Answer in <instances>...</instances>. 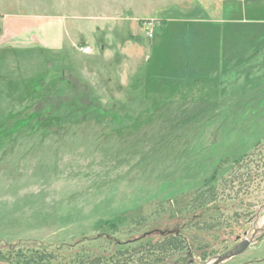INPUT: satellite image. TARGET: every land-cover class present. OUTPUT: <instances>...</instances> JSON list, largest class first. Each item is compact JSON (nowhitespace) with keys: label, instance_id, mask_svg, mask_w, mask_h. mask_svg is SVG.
Segmentation results:
<instances>
[{"label":"rangeland","instance_id":"obj_1","mask_svg":"<svg viewBox=\"0 0 264 264\" xmlns=\"http://www.w3.org/2000/svg\"><path fill=\"white\" fill-rule=\"evenodd\" d=\"M180 1L0 0V28L66 17L99 48L133 26L143 50L125 89L15 51L37 57L0 81V264H203L263 226L264 0Z\"/></svg>","mask_w":264,"mask_h":264},{"label":"crops","instance_id":"obj_2","mask_svg":"<svg viewBox=\"0 0 264 264\" xmlns=\"http://www.w3.org/2000/svg\"><path fill=\"white\" fill-rule=\"evenodd\" d=\"M220 1L223 2V0H182L173 4H179L186 10L201 12L210 11ZM157 21L161 24L164 19L159 17ZM133 30L134 28L131 26L130 36L107 40L99 48H95L90 39H86L84 44L85 40L83 41L84 38L81 35L84 31V24L73 21V19L61 16L6 17L2 20V27L0 28V55L3 57V63L0 64V81H6V79L17 81L22 77V81H18V83H27V81H23V78L28 77V75L18 74L15 76V71L18 70V66L28 67V70L31 66H36L30 59H33V56L37 57V54L28 55L26 61L22 60L20 62L15 57L18 58L21 55L15 51L39 46L46 52L56 54L67 52L69 54L70 58L77 63V66L68 71L64 70V74L75 73L78 77L85 76V78L86 76L92 78L93 75L94 79L99 82L105 80V82L112 85L120 83L124 85L125 89L132 84L135 76L139 74L137 67L140 64H138V61L141 58V51H143L136 41L138 34L135 35ZM110 39L113 38L110 37ZM81 46L91 47L93 53L82 55L78 50ZM85 56L89 57L86 58ZM82 57L84 59H81ZM91 63L98 69L96 72L90 71L89 64ZM48 66L53 68V64ZM85 71H90L89 75H85ZM28 89L30 87L25 86L22 91H29ZM228 264H264V238L243 254L232 259Z\"/></svg>","mask_w":264,"mask_h":264},{"label":"water","instance_id":"obj_3","mask_svg":"<svg viewBox=\"0 0 264 264\" xmlns=\"http://www.w3.org/2000/svg\"><path fill=\"white\" fill-rule=\"evenodd\" d=\"M174 233H175L174 231H167V232L166 231H154V232L148 233L146 236H149V237L155 236V235L166 236V235H171ZM263 238H264V224L261 227L257 225L255 231L251 233L250 235H248L245 238V240L240 242L235 248L203 264H225L231 261L232 259H234L235 257L246 252L250 247L257 244ZM187 264H199V263H187Z\"/></svg>","mask_w":264,"mask_h":264},{"label":"built area","instance_id":"obj_4","mask_svg":"<svg viewBox=\"0 0 264 264\" xmlns=\"http://www.w3.org/2000/svg\"><path fill=\"white\" fill-rule=\"evenodd\" d=\"M155 24H149L148 28L146 29V34L148 37H152L153 36V28H154ZM78 50L86 55H90L93 53V49L89 46H81L80 48H78Z\"/></svg>","mask_w":264,"mask_h":264},{"label":"trees","instance_id":"obj_5","mask_svg":"<svg viewBox=\"0 0 264 264\" xmlns=\"http://www.w3.org/2000/svg\"><path fill=\"white\" fill-rule=\"evenodd\" d=\"M166 236H170V235H166ZM136 244H137L136 242H132V243H129V244H127V245L133 247V246L136 245Z\"/></svg>","mask_w":264,"mask_h":264}]
</instances>
